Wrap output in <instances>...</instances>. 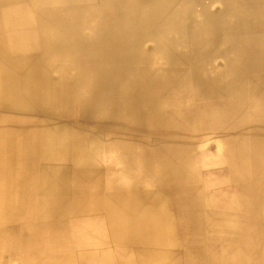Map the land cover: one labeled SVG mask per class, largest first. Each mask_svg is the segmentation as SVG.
Listing matches in <instances>:
<instances>
[{"label": "bare ground", "instance_id": "bare-ground-1", "mask_svg": "<svg viewBox=\"0 0 264 264\" xmlns=\"http://www.w3.org/2000/svg\"><path fill=\"white\" fill-rule=\"evenodd\" d=\"M80 30L90 61L50 40ZM246 39L248 57L227 55ZM99 100L129 114H99ZM128 116L144 139L86 134ZM212 142L225 166L202 171ZM108 149L121 170L103 166ZM113 247L126 248L101 250ZM132 250L157 264L264 260V0H0V264H121Z\"/></svg>", "mask_w": 264, "mask_h": 264}, {"label": "rangeland", "instance_id": "rangeland-1", "mask_svg": "<svg viewBox=\"0 0 264 264\" xmlns=\"http://www.w3.org/2000/svg\"><path fill=\"white\" fill-rule=\"evenodd\" d=\"M66 18L68 20L70 19V21L81 22V23L84 22L83 24H86V22H87V19L85 20V18H84V20H83V17L80 14H77V13H74L73 15L68 14L66 16ZM84 35L85 34H82V30L78 31L75 34H69V32H67V33L60 32L59 34L51 33L50 34V40L51 41H54V39H62L63 40V43H64V46H65V49L68 48L70 51L73 52L72 53L73 56L71 55L72 58L74 60H77V61H83L84 59L85 60L92 59V58H89L91 56H89L87 52H83L82 51V49H83L82 41L83 40H87L84 37ZM25 36H22V34H20V35L19 34H15V37L13 39L11 38L12 39L11 41H24L26 39ZM89 38L90 39H88V40L91 41V42L95 39L92 35H89ZM112 38L115 41H119L120 40L121 42H128V40H130L129 35H127V34H121V33L117 32V31L113 32ZM32 40H33V38H32ZM248 44H249L248 39H246L245 41H241V40L239 42L236 41L234 43V45H230L229 51H228L229 54H227V55H231V54H233V52H235L236 54L235 53L234 54L237 55V52L239 51L241 55L247 56L248 51L250 49H252L253 47L256 46V45H254V46L249 45L248 46ZM85 47H86V45H85ZM100 47L101 46L99 45L96 49H98ZM99 50H101V49H99ZM130 53H132L131 55L135 54V52H133V51H129V54ZM97 55L103 61H108V64H110V63L111 64H113V63L115 64L114 57L116 56V54L114 53V51H113V54H112L110 52L103 51V49H102V51H97ZM52 56L54 57L53 59H55V61H57L58 59H60V60L64 59L65 57L68 56V54H66V53H59L56 56L55 55H52ZM109 57H112V59L109 58ZM88 61H90V60H88ZM238 63H239L238 61H235V62L232 63V65L233 66L234 65L237 66ZM129 66L130 67L128 69H135V66H134L133 63L132 64H129ZM43 70H44V68H43ZM84 84H85L84 85V89L82 90L81 95H85L86 91L91 88V85L90 84L89 85L86 84V83H84ZM102 102L103 101H101V100L94 102V106L98 109L96 112H98L99 114L101 113L100 111H104L105 113H108V115L109 114L111 115V112L113 114V112H114L113 106H115V109L116 110H120L122 113H124L126 115L129 114V112H128V111H130L129 110V106L124 101H115V102L114 101H111L110 102V101L107 100L106 103H102ZM129 117L130 116H128V119L123 123L122 126L117 125V122L114 119H111V117L110 118H107L110 122H113L111 124H113L114 126L118 127V128H115V129H109V128H106V129L105 128H101V129H99V128H93L89 124H87V126H86V129L87 130H85L86 131V134H90V136H92V134L94 135V133H95L98 138H102L103 137V140H106V142L111 141V140H114L115 138H117V137H119L121 135H130V134H127V133L131 132L129 130L130 127L128 126V125H130L129 123L131 122V117L130 118ZM71 121H72V123H77V120H75V119H71ZM117 121H119L118 118H117ZM131 134H133L134 137L137 135L139 137L138 139H144V137L142 136V134H141L140 131H138V132L137 131H133V132H131ZM130 138H131V135H130ZM201 150L207 151V154L205 155V157H203V160H202V157L199 160L200 166L202 167V171H207L211 167L218 168V167H221V166L222 167L225 166V161H224L223 157H219V155H218V146L215 144V142H212L207 147H203V148L201 147ZM113 154H114V150L113 149L106 150L105 155H106V157L109 160H105L102 164H103L104 167H111V168H114L113 166L115 165L116 170L117 169L121 170L122 169V165H123L122 163H118V164L113 163V162H115L114 159H113V162H111V159L114 157ZM213 154H214V156H213ZM119 172H122V171H119ZM126 180L127 179H125V180L124 179H120L119 180V181H121L120 184L121 185H124V186H128ZM147 180L148 179H144V181H147ZM221 180H224L226 182H228V181L230 182V178H228V177L227 178H223ZM227 186H228V184H227ZM91 223H92V221H91ZM86 233H90L91 236H96L97 238H100L99 234L96 233L94 226L90 227V229L87 230ZM104 233H105V231H103L102 234H104ZM103 239H106V240H104L105 241V244L111 245L110 243H108L107 233L104 235ZM94 243L95 242H93L92 240L88 239L87 242H86V244H87V247L86 248L87 249H93L95 247L94 246ZM68 244H70V243L68 242ZM114 246H116V245H114ZM124 248H126V247H122V248H120V247L101 248V250L102 251L103 250L104 251L106 250V251H110V252L113 253V251H121ZM148 252H150V250ZM135 253L136 252L135 251L133 252V250H132L131 255L129 256V259L128 258H122L121 259V264H124V263L129 264L131 262L133 264H157V263L153 262L152 259H150V257L148 256L149 254L148 255L147 254H144V256L146 258H145L144 262H142V260L136 255L137 253L136 254ZM134 256H135V258H134ZM231 261L233 263L236 262V258L232 257ZM260 261H261L260 264H264V260L261 259ZM89 262H92V260H89ZM111 263L113 264V262H111ZM14 264H17V263H14ZM18 264H20V263L18 262ZM251 264H253V263H251Z\"/></svg>", "mask_w": 264, "mask_h": 264}, {"label": "crops", "instance_id": "crops-1", "mask_svg": "<svg viewBox=\"0 0 264 264\" xmlns=\"http://www.w3.org/2000/svg\"><path fill=\"white\" fill-rule=\"evenodd\" d=\"M253 261V260H252ZM252 261H249V263L251 264L252 263Z\"/></svg>", "mask_w": 264, "mask_h": 264}]
</instances>
